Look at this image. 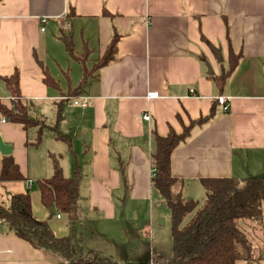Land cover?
Returning a JSON list of instances; mask_svg holds the SVG:
<instances>
[{
	"label": "crops",
	"instance_id": "crops-1",
	"mask_svg": "<svg viewBox=\"0 0 264 264\" xmlns=\"http://www.w3.org/2000/svg\"><path fill=\"white\" fill-rule=\"evenodd\" d=\"M223 16L230 46L242 57L218 93L208 78L207 65L214 75L220 72L213 49L220 51L226 64ZM113 33L119 35L116 59L101 67L81 94L63 99V118L56 131L68 136V147L50 129L63 93L55 94L42 82L43 69L49 72L48 60L56 61L54 54H61L62 35L89 53L96 49L99 58ZM15 69L21 102L30 116L44 120L47 127L42 135L46 130L49 142L42 136L31 151L22 126L1 121L0 115V138L9 145L25 178L0 182V205L8 208L11 195L28 193L33 215L48 220L58 237L71 239L68 217H52L40 202L38 188L27 183L52 175L51 157L67 178L78 167L79 212L84 214V219L79 217L80 226L95 218L97 224L104 220L115 225L123 217L119 209L123 198L135 204L146 202L152 219L153 132L162 137L170 130L181 133L191 120L206 116L219 96L228 100L227 112L217 105L214 117L195 125L171 154V173L183 182V197L195 198L198 191L195 196L192 192L201 187L202 178L264 176V0H0V102L8 108L12 104L1 78ZM150 92L157 98L147 99ZM74 100H85L86 106L74 105ZM146 113L149 122L141 118ZM31 130L36 135V129ZM3 156L0 153V171ZM261 214V224L241 222L260 246L264 244V202ZM86 250L98 254L95 247ZM0 264L68 263L32 248L0 220ZM251 264H264V253Z\"/></svg>",
	"mask_w": 264,
	"mask_h": 264
},
{
	"label": "trees",
	"instance_id": "trees-1",
	"mask_svg": "<svg viewBox=\"0 0 264 264\" xmlns=\"http://www.w3.org/2000/svg\"><path fill=\"white\" fill-rule=\"evenodd\" d=\"M103 15L111 16L106 11H103ZM222 22L228 48L226 66L222 64L223 62L219 63L220 72L217 75H208L218 93H222L242 57L241 52L234 53L230 46L228 25L224 16ZM118 39L119 35L113 33L103 55L88 69L84 65L85 60L74 54L71 37L67 35L60 37L69 57L79 62L82 69L79 84L56 103V122L63 118L61 110L63 101L81 94L83 88L97 78L99 69L116 59ZM88 53L89 51H84V56ZM43 73L42 82L48 88L58 90L55 79L46 69H43ZM1 79L12 104L8 108L0 102L1 117L7 122L20 124L26 133L36 129L33 144L38 145L42 139V130L47 126L44 120L30 116L27 106L21 102L18 69H15L10 76H3ZM217 105L218 101L214 99L209 113L191 120L183 127L181 133L170 130L162 137L153 132L154 176L151 186L169 211L172 253L170 256L151 257L150 264H235L238 260L251 264L258 262L261 254L264 253V244L262 246L256 244L241 226L243 221L261 224L264 176H249L242 180L232 177L202 178L200 184L205 195L202 203H199L183 197V182L174 178L171 173L173 150L186 141L195 125H202L214 117ZM50 129L56 133L57 140L70 147L68 136L58 134L55 126ZM25 144H31L28 138ZM51 166L52 175L36 181L40 202L47 209H52L50 215L65 214L68 217L69 231L72 232L80 217L78 167L75 165L74 175L67 178L63 175L58 161L52 157ZM24 180L12 155L3 156L0 182ZM0 220L6 223L11 233L27 242L32 248L52 253L68 264H121L111 258L92 253L85 256L76 255L69 236L58 237L49 226L48 220H39L33 215L31 197L28 193L11 195L8 208L0 205Z\"/></svg>",
	"mask_w": 264,
	"mask_h": 264
},
{
	"label": "rangeland",
	"instance_id": "rangeland-1",
	"mask_svg": "<svg viewBox=\"0 0 264 264\" xmlns=\"http://www.w3.org/2000/svg\"><path fill=\"white\" fill-rule=\"evenodd\" d=\"M71 41L74 54L77 57H80V59L85 60L84 65L89 69L97 59V50L95 49L88 53V55L84 56L85 50L82 49L81 44L73 40ZM59 44V46H61V54H54L55 56L53 57L56 61H52L51 59L48 60V73L58 84L59 89H53V92L55 94L63 93V95H68L69 91L75 88L81 80L82 65L76 60L71 59L63 44ZM223 63H225V61ZM224 66H226V64H224ZM68 104L71 105L72 103L70 102ZM45 112L46 108H44L43 113ZM57 123L55 117V121L51 127H57ZM34 132V130H29L27 132V138L29 139V142H31V144L28 145L29 147H27L31 151L37 148V145L33 144L35 138ZM43 133L45 134L42 136H44L47 144L49 141L46 134L48 133L46 130H44ZM31 134H33V136ZM27 183L33 185L34 188L37 189L35 180L27 181ZM197 191L198 194L195 196V192ZM192 193L195 196L192 200L202 203L205 194L200 185L196 186ZM151 202H153L151 205L154 204V214L152 219L150 218L149 213H147L148 207L146 202L135 204L134 202H130L123 198V200L119 201V209L123 217L115 220V225L108 224L104 220H101L97 224L96 218L93 222H90L89 220L83 221L81 226L78 223H75V230H72L70 234L72 239L71 244L73 245L76 255L79 256L81 253L82 255L91 253L90 250L87 252L86 247H95L98 251V256L114 260L118 259V261L122 260V264H150L151 257L156 255L170 256L172 253V238L169 211L156 192L153 193ZM125 203L126 206H123L122 209L121 206ZM81 214L80 211V218H82V215L84 216V214ZM56 215L57 214L54 213L52 217L55 218ZM58 215L59 217H62V220H66L65 214L60 213ZM87 219L91 218L88 217ZM80 244L84 246L83 251L80 249ZM137 259L141 260L137 261Z\"/></svg>",
	"mask_w": 264,
	"mask_h": 264
},
{
	"label": "built area",
	"instance_id": "built-area-1",
	"mask_svg": "<svg viewBox=\"0 0 264 264\" xmlns=\"http://www.w3.org/2000/svg\"><path fill=\"white\" fill-rule=\"evenodd\" d=\"M67 28H68V25H65V29H67ZM41 30H43V28ZM190 93H193V90H190ZM154 98H157V94L156 93L150 92V93L147 94V99L150 100V99H154ZM217 101H218V105L221 106L222 111L223 112H227V110H228V100L226 98H223V97L219 96L217 98ZM73 104L74 105H79L81 107H85L86 106V101L85 100H83V101L74 100ZM141 118L145 122H149L150 121V116L147 113L143 114L141 116ZM1 121H5V120L2 118ZM151 176L153 177L154 174H151ZM56 217L60 218L58 214L56 215Z\"/></svg>",
	"mask_w": 264,
	"mask_h": 264
},
{
	"label": "water",
	"instance_id": "water-1",
	"mask_svg": "<svg viewBox=\"0 0 264 264\" xmlns=\"http://www.w3.org/2000/svg\"><path fill=\"white\" fill-rule=\"evenodd\" d=\"M213 53L215 54V57H216V62L217 63H221L223 61V57L220 53L219 50H216V49H213ZM207 74L208 75H212L213 74V71L211 69V67L209 66V64L207 65ZM0 153L2 155H9L11 153V149L9 147L8 144H5L2 139L0 138ZM49 211L51 212L52 209L50 208Z\"/></svg>",
	"mask_w": 264,
	"mask_h": 264
}]
</instances>
